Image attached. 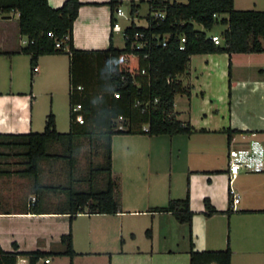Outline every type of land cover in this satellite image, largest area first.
Masks as SVG:
<instances>
[{"label":"crops","instance_id":"1","mask_svg":"<svg viewBox=\"0 0 264 264\" xmlns=\"http://www.w3.org/2000/svg\"><path fill=\"white\" fill-rule=\"evenodd\" d=\"M63 1L47 0L51 8L60 7ZM79 1L72 28L74 49H107L110 39L113 43L110 0ZM233 6L235 10L264 11V0H233ZM13 15L18 18L17 12L2 18L10 20ZM19 36L14 46L6 41L7 31L0 30V61H6L0 66H9L8 83L0 86V134L40 130L41 122L33 118L38 97L35 85L44 79L51 88L46 117L54 111L53 102L60 97L55 90H60L57 86L69 66L65 54L43 55L35 63L37 71L28 70L29 56L16 53L27 44V38ZM261 44L264 49V39ZM234 55H243V63L236 62ZM179 78L189 86V95L180 94L179 101L174 97V112L194 130L173 136L117 135L126 143L123 175L127 178L116 214L84 212L70 219L59 207L65 198L59 196L55 202L51 196L55 207L42 206L34 183L29 187L27 175L20 173L24 167L7 169L9 165L0 161L4 170L0 174L1 249L10 252L16 244L20 252L40 250L46 255L38 264H188L192 243L198 252L229 247L231 264H264V172H241L232 182L227 176L231 148L246 147L256 140L264 149V51L194 54L187 73ZM54 119L58 132L55 115ZM117 136L111 138V173L113 138ZM41 161L55 168L64 160ZM230 187L240 196L234 211H230ZM32 196L37 199L34 206L29 203ZM186 196L193 212L190 225L178 222L172 213L152 211L170 199ZM205 199L217 211L211 216L205 215ZM68 233L75 253L72 257L58 254L64 248L60 237Z\"/></svg>","mask_w":264,"mask_h":264},{"label":"trees","instance_id":"2","mask_svg":"<svg viewBox=\"0 0 264 264\" xmlns=\"http://www.w3.org/2000/svg\"><path fill=\"white\" fill-rule=\"evenodd\" d=\"M148 3L151 8L166 13L164 22L159 25L151 23L147 31L155 34L170 32L172 36L165 47L161 46L162 39L159 38L149 48L138 51L131 49L129 39H125L123 48L117 49L110 39L107 49L85 51L74 49L72 43L73 23L81 5L79 0H64L58 8H51L47 0H0V13H18V33L27 38V44L16 53L29 56L31 69L43 55L67 54L69 57L68 132H57L54 115L49 113L42 132L0 134V149L22 148L25 168L20 173L34 178L36 193L41 189L65 193L61 210L68 213L70 219L84 212H120V185L111 173L112 136H173L190 134L194 130L189 123L179 121L174 112L175 95H189V86L184 85L179 77L187 73L192 55L264 51L261 44V39H264V11L235 10L233 0H149ZM117 5L116 0L109 1L111 25L114 22L112 13ZM221 15L226 17L219 18ZM193 23L203 29H197ZM217 23L226 25L219 34L221 41L218 45L206 33ZM137 30L144 29L132 24L124 30V34L129 37ZM179 35H185L184 50L178 49L176 37ZM64 46H68L69 52L63 50ZM142 70L144 73H141ZM77 86L81 89L77 90ZM115 92L119 94L118 98L113 97ZM75 104L81 106L79 113L83 117L82 124H78L71 113V107ZM143 126H148L147 133L142 131ZM79 138L104 141V161L91 168L92 174L106 175L104 188L75 190L72 186L41 185L38 181L39 161L65 158L48 153V144L66 143L71 151L74 141ZM6 155L0 151V160ZM70 164H73L72 161ZM2 173L4 170L0 169ZM204 207L206 216L217 212L207 199L204 200ZM152 211L172 213L178 222L188 225L193 216L188 196L170 199L166 206ZM149 232L147 230L146 234L149 235ZM60 243L64 248L58 254L69 257L75 254L70 233L62 235ZM45 255L40 250L17 251L15 244L10 252L0 247V264H15L18 257H26L29 264H36ZM188 264H231V250L227 247L224 250L198 252L193 250L191 243Z\"/></svg>","mask_w":264,"mask_h":264},{"label":"rangeland","instance_id":"3","mask_svg":"<svg viewBox=\"0 0 264 264\" xmlns=\"http://www.w3.org/2000/svg\"><path fill=\"white\" fill-rule=\"evenodd\" d=\"M122 9L126 14L129 12V5L127 3L122 4ZM148 11L147 2H142L138 8V13L134 16V21L136 25H144V22L141 20V17H144ZM5 13H0V30L4 29L8 33L7 43L11 45H18L20 42V36L17 32L18 22L16 15L11 16L10 20L2 18V15ZM11 15V14H10ZM117 26L113 30V46L117 49H121L124 46V38H123V28L127 25V21L123 17H116ZM226 17V15H221L219 18ZM196 28L201 29V26L196 25ZM226 28V25L217 23L210 30H206L207 35L211 34H220L222 30ZM66 59L69 64V57L65 54ZM243 55H234L233 59L236 62H242L241 57ZM4 65H6V61H0ZM68 67L64 71L63 76L61 77L60 87L57 86L60 90H55L59 93V98L54 100L52 113L56 117V121L58 123V132L66 133L69 130V104H68ZM30 70V66L26 67ZM9 80V66H0V86L5 87ZM31 82V78L29 73L25 77V83L28 86ZM49 88L45 83L44 79H41L35 85V91L37 93V103L34 105L33 110V118L34 120L41 122V128L37 132H42L44 127V113L45 111H49L50 109V94L48 93ZM59 91V92H58ZM183 98L180 94L175 95V99L177 101ZM117 136V135H116ZM104 141L99 138H93L89 140L88 138H79L74 141V145L71 151L68 148L66 143H54L50 142L47 146V152L50 154H59L63 155L65 158H62L64 161L58 164L55 168H50L43 166L44 161L39 163V173L38 180L42 182L43 185L50 184L53 186H72L75 190H87L89 187L93 189H100L105 184L106 175L104 173L95 174L91 172V168H94L96 165L102 164L104 161V149H103ZM113 149H114V165H113V177L118 179L120 185V193L122 192V187L124 182L126 181L127 175H123L124 173V159H123V151L125 149V141L123 137H114L113 138ZM1 152H5L7 155L1 158V162L3 164L9 165L7 169H22L25 168L24 162L25 158L21 155L23 152L22 148L16 149H1ZM48 159V158H47ZM54 159V158H49ZM72 161V165L70 164ZM45 164V163H44ZM0 169H3L0 166ZM126 173V171H125ZM29 181V187L34 183V178L32 176L26 177ZM103 183V184H102ZM128 186V183H126ZM33 186V184H32ZM32 188V187H31ZM59 192V191H57ZM41 197V205L47 206L49 208H54V204L50 202V197L52 196L55 202L65 198V193H53L46 192L41 189L39 192ZM121 197V196H120ZM26 196L23 195V200H25ZM50 199V200H49ZM53 201V200H52ZM62 202V201H61ZM53 206V207H52ZM59 207H63V204L60 203Z\"/></svg>","mask_w":264,"mask_h":264},{"label":"built area","instance_id":"4","mask_svg":"<svg viewBox=\"0 0 264 264\" xmlns=\"http://www.w3.org/2000/svg\"><path fill=\"white\" fill-rule=\"evenodd\" d=\"M118 2V5L115 7L112 18H113V24L111 25V30L113 31L117 26V19L113 17L115 15L116 17H123L127 21V25L123 28V38L129 39L130 41V47L133 50H144L145 48H149L151 44L154 41H158L159 38H161V46L165 47L166 43L168 42L169 38H171L172 34L170 32H164V33H148L150 24L155 23L159 25L160 23L164 22L166 19V13L161 10H155L151 8V5L148 3L149 0H116ZM147 2L148 5V11L144 17H141V20L144 22V25H136L134 21V16L138 13V8L136 5L141 4L142 2ZM127 3L129 5V12L126 14L124 10L122 9V4ZM140 6V5H139ZM133 8V13H131V10ZM215 17V15H214ZM135 25L138 27H142L144 30H137L133 32L132 35L129 37L124 34V30L131 26ZM194 24V23H193ZM197 24H194L196 27ZM202 27V26H201ZM203 29V27H202ZM208 37L211 39V41L218 45L220 44V37L216 34L208 35ZM178 49L184 50L185 44H186V38L185 35H179L176 37ZM56 47H59V43L56 44ZM63 50L66 52H69L68 46H64ZM146 57V56H145ZM38 67L35 65L32 70L33 72L37 71ZM141 73H144L142 70ZM77 90H80V86L76 87ZM114 98H118L119 94L114 93ZM81 110L80 104H75L71 107V113L75 115V121L78 124L83 123V117L79 113ZM121 119V117H119ZM119 128H121L119 126ZM142 131L144 133L148 132V126H143ZM228 168H227V176L229 178V181L232 182L239 173H263L264 172V149L259 144L258 141L253 140L251 141L246 147L241 148H231L228 152ZM229 195L231 197V204L230 209L231 211L236 210V205L238 204L240 200L239 194L232 188H229ZM36 197L32 196L29 200L30 206H33L36 202ZM45 263H48L49 260L45 259ZM15 264H29L28 258L26 257H18ZM38 264V262L36 263Z\"/></svg>","mask_w":264,"mask_h":264}]
</instances>
